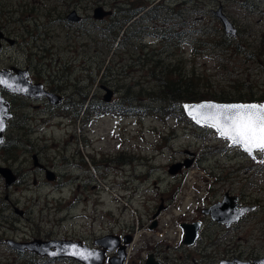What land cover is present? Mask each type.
<instances>
[{"label": "rangeland", "instance_id": "rangeland-1", "mask_svg": "<svg viewBox=\"0 0 264 264\" xmlns=\"http://www.w3.org/2000/svg\"><path fill=\"white\" fill-rule=\"evenodd\" d=\"M154 3L167 4V27L172 25L167 37L158 8L152 12L158 17L147 15L135 24L118 15L92 17L97 6L118 12V4ZM219 6L237 28L231 42L264 35V0H0V30L13 40L0 39V68L27 67L32 79L63 89L62 102L53 105L0 88L12 111L0 166L15 177L6 186L0 174V264H80L70 258L47 261L16 250L9 239H72L93 246L95 238L107 234L131 236L124 264H144L149 254L161 264H216L264 255V154L253 159L190 118L148 110L91 114L88 105L106 102L101 86L112 90L109 102L127 85L154 91L159 69L179 71L175 58L193 73V87L205 97L234 93L235 81L237 88L249 83L240 89L250 87L257 95L264 88V64L219 43L226 35L212 13ZM72 10L78 20L67 19ZM120 22L121 38L117 47L110 46L116 28L109 27ZM33 155L58 176L56 181L35 168ZM188 160V167L168 172ZM226 192L237 196L239 205L254 206L228 227L203 212ZM193 222L200 224L197 238L184 244L181 224Z\"/></svg>", "mask_w": 264, "mask_h": 264}, {"label": "water", "instance_id": "water-1", "mask_svg": "<svg viewBox=\"0 0 264 264\" xmlns=\"http://www.w3.org/2000/svg\"><path fill=\"white\" fill-rule=\"evenodd\" d=\"M213 13L221 22L224 33L228 36H236L237 28L235 27L233 22L227 17V15L222 11L221 6H219L216 10H213ZM109 14H111V11L103 9L102 6H97L93 10L92 17L94 19L101 20L106 15ZM66 17L68 20L75 21L78 20L80 16L76 13L75 10H72ZM3 37L4 35L0 30V39ZM0 78L7 80L8 83L12 85L11 88H8L4 85H0L1 89L9 93L18 94L34 99L46 98L48 102L51 104H58L61 100V96L58 93L46 90L42 82H31L28 77L27 69H21L15 67H12L11 69L0 68ZM101 87L106 91L105 94L103 95V100L109 102L112 97V90L106 86H101ZM17 89H24V91H18ZM204 102H213L217 104L243 103V102H217L214 100H205L198 102H188L185 103L184 106L195 105ZM184 113L188 116V114L185 112V109H184ZM11 117H12V111L9 105V101L2 95L0 91V118H2L4 121V129L3 131H0V145L3 143L4 140V132L7 126V121ZM32 158H33L34 166H42L37 162L36 155H33ZM190 163L191 161L188 160L182 163L178 162L176 164H173L169 167L168 172L171 174H175L178 170L181 169L182 166L188 167ZM0 174L3 176L6 186L11 185V183L15 180L12 170L8 167L0 166ZM45 177L47 178V180H53L54 178L53 171L46 170ZM253 209H254L253 205H239L237 203V196L229 195L226 192L224 193L222 200H219L211 204L208 208L203 209V212L209 214L212 220H215L218 223L224 224V226L228 227L233 222L238 221L240 217H242L245 213ZM155 225L156 222L154 221L150 227L153 228L155 227ZM181 227L184 231L183 240H182L183 243L189 245L193 244L195 239L197 238L200 224L198 222L182 223ZM130 241H131V236L129 235H125L122 238H120L119 236L114 234H107L94 240V244L99 247H90L82 243L80 240L73 241L69 239L42 240L36 238L25 242H16L14 240L9 239L7 240V243L16 250L19 251L27 250L34 252L39 256H47L48 258H52V259L68 257L74 259L80 264H106V263L124 264L125 259L127 257V253L125 250L126 244L129 243ZM73 246H75V248ZM74 250L85 254L92 253V255L89 256L88 259H83L79 255H73L72 252ZM108 251H115V254L108 257L107 256ZM144 264H160V263L153 258L152 254H149ZM192 264H197V263L193 262ZM216 264H264V255L258 258H254L253 260H242L239 258H233L232 260L220 259L219 262Z\"/></svg>", "mask_w": 264, "mask_h": 264}, {"label": "trees", "instance_id": "trees-1", "mask_svg": "<svg viewBox=\"0 0 264 264\" xmlns=\"http://www.w3.org/2000/svg\"><path fill=\"white\" fill-rule=\"evenodd\" d=\"M122 27V23L120 22L117 26L114 24L110 25L109 28H116L114 31L112 30V36L108 38V44L113 46L114 43L117 47L119 39L118 29ZM172 29V25L167 27V32ZM239 33V32H238ZM238 36V35H237ZM223 40L219 43L221 45L232 46L236 53L242 54L245 58L250 60H255L258 64H264V35L261 34L259 36L253 37L252 40H249V37H243L242 40L233 41V36L224 35ZM33 48H36V43L33 45ZM111 47L109 48V52ZM113 52V51H112ZM42 59H46L47 55L44 54L41 56ZM173 64L180 65L179 71L174 73L173 71L177 70L175 66L173 70L170 67H162L159 69L158 74H155V81L157 87L154 91L147 90L141 86V84L137 83L139 86L138 91L133 89V86L127 85L124 86V93L122 96L114 102H102L99 100H92L89 105L91 114H102L104 112H114L119 115H136L140 113H146L148 111L159 112L161 114H169L175 116L176 118H189L184 113V104L188 102H197L203 99H216L220 102H246V103H263L264 102V88L262 91H253L249 86L248 91L242 92L240 89L241 85L247 86L249 83H241L239 88L237 86L239 84L232 82V84H236V91L234 93H224L221 92H213L210 95L204 96V93L199 89L193 87V73H189L185 71L184 64L180 58L173 59ZM171 64V63H170ZM41 65H48L47 63H41ZM107 67V64L104 66V69ZM156 67L152 72H155ZM151 72V73H152ZM191 80V81H190ZM192 85V86H191ZM207 94V93H206ZM84 96L81 99V104L84 102ZM158 105V106H155Z\"/></svg>", "mask_w": 264, "mask_h": 264}, {"label": "snow or ice", "instance_id": "snow-or-ice-1", "mask_svg": "<svg viewBox=\"0 0 264 264\" xmlns=\"http://www.w3.org/2000/svg\"><path fill=\"white\" fill-rule=\"evenodd\" d=\"M0 85L12 87L3 78H0ZM17 90L24 91V89ZM184 109L196 124L214 129L220 138L228 140L232 146L242 148L253 159L256 158V153L264 154V103L204 102L185 105ZM3 129L4 121L0 118V131ZM72 254L79 255L83 259H88L92 255L75 250Z\"/></svg>", "mask_w": 264, "mask_h": 264}, {"label": "flooded vegetation", "instance_id": "flooded-vegetation-1", "mask_svg": "<svg viewBox=\"0 0 264 264\" xmlns=\"http://www.w3.org/2000/svg\"><path fill=\"white\" fill-rule=\"evenodd\" d=\"M131 4H128V7H124L123 5H119L118 4V12H114L113 10H111V9H106V10H109V11H111V14H109V15H106L103 19H105L106 17H108V18H110V16L112 17H114L115 15H118V17L119 18H121V21L123 20V18H125L126 20H127V23H132V24H135V23H140V22H142V21H144V20H146V17H147V15H149L150 17H153V18H155V17H158V15L157 14H153L152 15V12L153 11H155L157 8H158V10H159V12H160V16H164V23H165V26H166V31L164 32V34H165V36L167 37V4H165V6H159V5H157L156 6V3H154V4H152L151 6H142V5H131ZM212 13H213V11H212ZM103 19H101V20H103ZM140 29H144V33L146 34L147 33V31H146V29H148L147 27H140ZM152 30H154V27L152 28ZM140 31V30H139ZM139 31L137 32V33H139ZM135 33V32H134ZM136 34V33H135ZM225 34V33H224ZM2 40H7L9 43H13V40L12 39H9V38H7V37H3V38H1ZM9 40H11V41H9ZM0 47H1V43H0ZM12 67H15V68H21V69H27V71H28V77H29V79H30V81L31 82H40L41 80H37V79H32L31 78V71L27 68V67H19V66H13V65H10L7 69H11ZM43 85H44V87H45V89L46 90H49V91H53V92H55V93H58L60 96H61V100H60V102L58 103V104H53V105H59L61 102H62V94H61V92L63 91V89H60L59 87H49L48 85H46V84H44L43 83ZM28 98H30V97H28ZM32 99H34V98H32ZM37 100H41L42 102H45V100H47L46 98H39V99H37ZM47 102H48V100H47ZM49 103V102H48ZM39 163V162H38ZM40 164V163H39ZM3 167V166H2ZM35 168H38V169H41V171H43L44 172V174H45V172H46V170H50V168L48 167V166H45V165H43V166H36ZM46 178V177H45ZM58 179V176L54 173V178H53V180H57ZM52 180V181H53ZM118 236V235H117ZM101 237V236H100ZM100 237H97V238H95L94 240H96V239H98V238H100ZM120 238H122V237H120ZM34 239H36V238H34ZM39 239H42V238H39ZM51 239H59V238H48V239H42V240H51ZM69 240H72V239H69ZM73 241H77V240H73ZM82 242V241H81ZM83 243V242H82ZM93 243H94V241H93ZM85 244V243H84ZM87 245V244H86ZM89 246V245H88ZM90 247H99V246H97V245H93V246H90ZM24 251V250H23ZM29 252H31V251H29ZM111 252H115V251H111ZM113 255V254H112ZM112 255H110V256H112ZM39 256V255H38ZM108 256V255H107ZM40 257H42V258H44V259H46L47 261H50V260H57V259H68V257H62V258H54V259H52V258H48L47 256H40ZM109 257V256H108ZM70 259H72V258H70ZM74 260V259H73ZM159 262V261H158ZM160 263V262H159ZM161 264V263H160Z\"/></svg>", "mask_w": 264, "mask_h": 264}, {"label": "bare ground", "instance_id": "bare-ground-1", "mask_svg": "<svg viewBox=\"0 0 264 264\" xmlns=\"http://www.w3.org/2000/svg\"><path fill=\"white\" fill-rule=\"evenodd\" d=\"M190 199H191V198H190ZM187 203H188V200L186 201V204H187ZM178 231H179V232H180V234H181V230L179 229Z\"/></svg>", "mask_w": 264, "mask_h": 264}]
</instances>
